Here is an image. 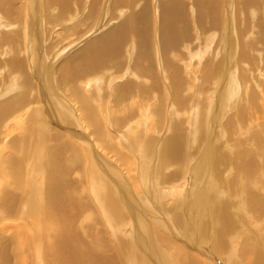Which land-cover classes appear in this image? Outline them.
Returning a JSON list of instances; mask_svg holds the SVG:
<instances>
[{
	"label": "bare ground",
	"instance_id": "1",
	"mask_svg": "<svg viewBox=\"0 0 264 264\" xmlns=\"http://www.w3.org/2000/svg\"><path fill=\"white\" fill-rule=\"evenodd\" d=\"M24 1L25 10L31 11L35 19L28 25H25L26 17L6 8L11 6L10 0L5 6L4 0H0V29H13V22L18 26L2 35L0 32V72H9L6 78H0V264H220L211 252L199 249V241H212L214 247L224 248L234 238L230 234L239 228L254 241L248 252L250 245L246 246L248 243L245 244L243 238L239 248L243 247L245 252L241 248L239 252L252 255V264H264V234L260 233L264 229V125L259 123L264 121V27L259 26H264V20L261 21L264 16L260 13L262 17L257 25H250L248 18L256 15L245 5L248 1H241L243 8L236 6L233 15L230 3L227 8L230 18L222 14L219 22L213 20L216 27L203 29L199 35L190 37L191 42L187 43L193 45L195 40V47L182 40L178 58L169 45L176 46L183 33L177 34L175 25L181 16L180 8L171 7L172 0H157L155 10L159 5L162 9L161 15H157L159 27L155 25V35H148L147 43L145 41L149 57L140 56L141 62H149L153 57L154 67L151 70L139 65L136 69L131 64L127 72L125 64L131 62L129 47L132 43L128 42L124 49L121 45V51L119 47L113 50L118 35L101 30L108 8L103 7L101 18L93 24L91 35H96V29H100L96 35L99 36L88 41L91 36L88 35L83 38L87 41H81L73 51L69 46L74 36L86 33L89 26H85L84 19L77 21L68 14V0H46L44 6L40 3L45 12L43 16L39 2ZM114 1L119 7L124 3V0ZM195 1V9L200 13L212 8L213 2L209 0ZM92 2L89 0L88 5L95 4ZM62 3L67 14L53 10L54 5L62 7ZM133 3L137 7L140 2ZM96 9H88L84 18L91 17ZM58 12L62 17L57 20ZM240 13L245 15L242 24ZM134 16L125 19L124 25ZM153 18L156 20V16ZM43 23L44 28L48 24L54 25L53 28L57 25L61 31L53 43L54 48L51 45L46 48L47 52L43 50L45 44L40 43L43 42ZM19 24L25 25V31H21ZM219 26L220 31L223 28V36L216 45L219 49L211 48ZM134 27L138 28L133 26L132 29ZM50 29L48 27V32ZM71 33H74L73 38ZM103 33H106L104 37ZM150 37L155 40L152 46ZM63 43L67 47L64 48ZM13 46L18 51L9 58V48ZM56 46L63 49L58 52ZM55 50L57 52H53ZM110 53H115L114 57ZM48 54L51 59L57 57L56 62L54 59L48 62ZM108 55L110 60H106ZM217 57L218 67L213 68L208 77L197 79L195 85L184 67L186 58L187 62L195 60L193 66L205 58L200 67L203 73L204 69L212 68L211 64L216 66ZM172 62H179L182 67L171 65ZM105 68L110 70L104 71ZM169 69H172L171 75L167 78ZM13 72L19 73L13 75ZM151 72L153 78H150ZM153 85L159 90L156 105L152 107L145 99L137 103L140 91L146 94ZM108 99H111L110 110L105 106ZM126 111L129 116L123 117ZM124 123L129 124L127 133L141 132L138 141L132 138L135 141L132 155L121 150V140L115 132ZM172 166L183 173V180L173 182V178L164 176L165 170ZM230 171H233L232 178L227 175ZM132 172L144 181L149 178L145 187L158 192L160 198L163 196L161 187L169 184L170 199L160 201L169 200L173 222L183 229L181 236L164 210L162 212L148 197L149 189L138 195L141 203L131 193L129 187L136 188ZM186 172H189L187 176ZM191 173L200 191H191L190 195L185 194L181 186L192 177ZM208 177L209 183L204 187ZM212 179L216 182L210 187ZM177 185L179 191L175 192ZM189 195L191 199L187 198ZM193 210L195 215L190 216L188 212ZM146 216L151 221L148 225ZM256 220L259 221L258 231L249 229L251 222L256 226ZM152 224H155L153 233L149 227ZM156 229L161 235H167L155 238ZM193 229L202 230L201 239L195 240L196 250L190 249L183 240L189 243L196 238L192 235ZM125 230L128 233L124 234ZM173 240L182 242L199 257ZM179 251L184 255L179 256ZM235 259L239 262V258Z\"/></svg>",
	"mask_w": 264,
	"mask_h": 264
},
{
	"label": "rangeland",
	"instance_id": "2",
	"mask_svg": "<svg viewBox=\"0 0 264 264\" xmlns=\"http://www.w3.org/2000/svg\"><path fill=\"white\" fill-rule=\"evenodd\" d=\"M12 1V2H11ZM37 2H39V4L41 3L43 6H44V4H45V1L46 0H36ZM88 1L89 0H68V2H69V12H68V14L69 15H71V16H73V18L74 19H76L77 21H79V20H83L84 19V23L86 24L85 26H89V29H88V31L86 30V33L85 32H83V33H81L80 34V36L78 37V35L76 36H74V33H71L72 34V38H73V36H74V38H73V43L69 46L70 48H71V50L72 49H74L73 51H75L76 49H77V47H79L80 45H81V41H82V43L83 42H86L87 40L89 41V40H95L98 36H96L97 35V33L99 32V30L100 29H96V30H98L97 32H96V35L95 34H93V35H91L92 34V32H94L93 30H92V28H93V24L95 23V20H97V19H99V18H101V12H103V7H104V9L105 8H108V13H105V16L103 17V20H104V26L101 28V30L102 29H104L103 30V32L105 31H107V32H110V33H115L116 35L115 36H117L118 35V39L120 38L121 40H119L120 41V43H119V41H118V39L115 37V45L117 46V49H114L116 46L113 44V50H118V47H119V50L118 51H121L122 50V47H121V45L123 46V49H124V46H126V44L129 42V44H131L132 43V45H133V47H132V45L130 46V47H132L133 48V50H132V48H130L129 47V51H132V52H130V55H131V62H129V63H127L128 64V66H127V64H125L126 65V69H127V72L130 70L129 68L131 67V64H134L135 65V67H136V69L139 67V65H141L144 69H153L152 67H154V62H152V61H154V59H153V57H152V60L151 61H143V62H141V57H143V58H145L146 57V55L148 56V49H146L147 47H148V45L147 46H145L146 44H145V41H146V43H147V41H148V35H155V30H156V28H154L155 27V25L157 26L158 25V20H157V15H159V13H160V15H161V11H162V9H161V7H160V5H159V7H156V8H158V9H156L155 10V1H157V0H136V1H138V2H140L139 3V5H137V7L135 6V3H133V2H135V0H124V3L123 4H121L120 5V7H119V5H116L114 2V0H99V2L97 1V3H95V0H92L95 4H93V5H95V6H93L92 4H90V5H88ZM163 1H166V0H163ZM168 1V0H167ZM203 1H205V0H203ZM208 1V0H207ZM210 1V3L211 2H213V3H211V10L210 9H208V8H205L204 9V11L202 10V13H200V11L198 12L196 9H197V7H196V5H195V3H196V1L195 0H172V2L173 3H171V7H173V5L174 6H176V7H174L173 9H178V8H180V12H181V16H180V18H178L177 20H178V22H176L177 24H175L176 25V31H177V34H180L181 32H183L182 33V36H179V39H178V41H177V39L175 40V41H177V45L176 46H173V45H169L173 50H172V52H174V54H176V56L179 58V52H178V47H179V45H180V43H183V41L185 42V43H187V42H191V38L190 37H194L195 35H199V32L200 31H202L203 29L204 30H206V31H208V29L210 28V29H212V28H214V27H216V23L214 22V21H216V22H219L220 21V19H221V16H222V14H224V15H226L228 18H230L229 17V13L227 12L228 10L230 11V9H227L229 6H230V3H231V6L233 7L232 9V13H231V15H233V11H236V6H238V8H243V6H241V1H243V0H232V2H230V0L228 1V0H209ZM208 1V2H209ZM218 1V2H217ZM248 1V3H246L245 5H248V7H249V10L250 11H253L254 13H255V15L256 16H253L252 17V19L249 17L248 18V21H249V24L251 25V23H253V24H255V26L257 25L256 23H258V19L260 18V13L264 16V0H247ZM6 2H7V0H4V6L6 5ZM24 2V3H23ZM92 2V3H93ZM133 4H132V3ZM215 2V3H214ZM238 2V3H237ZM73 3V4H72ZM193 3V4H192ZM199 3V2H198ZM237 3V4H236ZM262 3V4H261ZM10 4H11V6L10 7H6V8H12V9H14L15 10V15L16 14H20V17H24V19H25V17H26V21H25V25H28V24H30L31 23V21L33 20V22H34V17H33V14H32V12L31 11H26L25 10V8L27 9V6H26V4H25V1L24 0H10ZM25 4V5H24ZM40 4V8H41V12H40V14H41V16H43L44 14H45V12H44V10H43V6ZM63 4V3H62ZM192 4V5H191ZM228 4V5H227ZM233 4V5H232ZM74 5V6H73ZM96 5H98V7L99 8H97L96 9ZM130 5V6H129ZM133 5V6H132ZM214 5V6H213ZM24 6H26V7H24ZM60 7V4H58V5H54V12H57V9L58 10H62L63 12H65L66 14H67V11H66V9L67 8H65L64 7V4H63V6L62 7ZM78 8V9H76V7ZM84 6V7H83ZM89 6H90V8H89ZM91 6L93 7V8H91ZM117 6V7H116ZM132 6V7H131ZM139 6V7H138ZM74 7H75V9H74ZM190 7H191V9H190ZM218 7V8H217ZM139 8V9H138ZM152 8V9H151ZM182 8H184L185 10H183ZM195 9V11H197L198 12V14H196L195 15V13H194V9ZM234 8H235V10H234ZM88 9H96V11L93 13V15L91 16V17H89V18H84L85 17V14H86V12L88 11ZM100 9V10H99ZM134 9V10H133ZM175 9V10H176ZM188 9H190V11L188 10ZM253 9V10H252ZM98 10V11H97ZM102 10V11H101ZM151 10V11H150ZM198 10H200V7H198ZM216 10V11H215ZM26 11V12H25ZM193 11V12H192ZM219 11V12H218ZM222 11V12H221ZM261 11V12H260ZM24 12H25V15H24ZM97 12V13H96ZM124 12V13H123ZM137 12H138V14H137ZM154 12V13H153ZM188 12H190L193 16H194V18H192L193 16L190 14V13H188ZM227 12V13H226ZM59 13V12H58ZM58 13H56V15H55V17H56V19L58 20L59 19V17H62V14L61 13H59L61 16H59V14ZM76 13H77V16H75L76 15ZM96 13V14H95ZM115 13V14H114ZM153 13V14H152ZM186 13V14H185ZM194 13V14H193ZM78 14H79V16H78ZM132 14V15H131ZM135 14H137V15H135ZM149 14V15H148ZM156 14V15H155ZM128 15V16H127ZM136 17H135V16ZM189 15H191L190 17H189ZM240 15V18L241 19H239L240 20V24H242L243 22H245V15H242V13H240L239 14ZM117 16V17H116ZM129 16H134V17H131V19H130V23L128 24V22L124 25V23L125 22H123L125 19H127ZM150 16V17H149ZM156 16V20H155V18H153V17H155ZM217 16V17H216ZM244 16V17H243ZM13 16H11L10 17V19L12 18ZM118 17H120V18H118ZM149 17V18H148ZM262 17V16H261ZM28 18H29V20H28ZM31 18V19H30ZM73 18L71 19V20H73ZM153 18V19H152ZM184 18V19H183ZM213 18H215V19H213ZM47 19H49V16L47 17ZM181 19V20H180ZM217 19V20H216ZM231 19H232V17H231ZM154 20V21H153ZM214 20V21H213ZM263 20H264V17L263 18H261V21H262V23H263ZM8 21V23H10L11 24V21L9 22V20H7ZM48 21V20H47ZM46 20H43V22H47ZM153 22H154V26H153ZM191 22V24H189ZM237 22V21H236ZM48 23V22H47ZM133 23H134V25H133ZM187 23V24H186ZM123 24V25H122ZM12 26H14V28L13 29H11V30H7V29H0V32H2L1 33V35L4 33V32H7V31H13V30H16L17 28H18V26H17V24L16 23H12L11 24ZM25 25L23 24V26L22 25H20L19 24V26H20V28H21V31L23 32V31H25L24 30V27H25ZM49 25V26H48ZM48 25H46V28H44L45 26H44V23L42 24V30H41V33H42V38H41V41H43V42H40L41 44H42V46H43V44H45L43 47H45V49H43L44 50V52L47 50V49H49L50 47H51V45H52V47L51 48H54V45H53V43H54V41L56 40V37H57V34H58V32H61L59 29H58V27H60V26H57L56 24V27L55 28H53V26L54 25H51V24H48ZM121 25V26H120ZM123 26H125V28H123ZM129 26V27H128ZM133 26H136V27H138V28H136L135 29V27L132 29V27ZM259 26L260 27H264L263 26V24L262 25H260L259 24ZM48 27H50L51 29H50V31L48 32ZM110 27V28H109ZM153 27V28H152ZM157 27H159V26H157ZM96 28V27H95ZM130 28H131V30H130ZM189 28V30H190V32L189 33H187V29ZM218 28V29H217ZM216 29L218 30V32H216V40H214L213 41V43L211 44V48H217V49H219V47L218 46H216L217 45V42H218V39L221 37V36H223V31H222V29L223 28H221V31H220V26L219 27H217ZM106 29V30H105ZM122 29V30H121ZM129 29V30H128ZM27 30V29H26ZM85 30V29H84ZM136 32H135V31ZM34 31V30H33ZM112 31V32H111ZM117 31V32H116ZM120 31V32H119ZM145 31H147V32H145V35L144 36H146L147 35V37H145L144 38V36L143 37H141V35L140 34H142L143 35V33ZM181 31V32H180ZM212 31H214V30H212ZM216 31V30H215ZM48 32V33H47ZM78 32H82V31H76V33H78ZM122 32V33H121ZM139 32H141V33H139ZM262 32V31H261ZM32 33H35V31L34 32H32ZM124 33V34H123ZM185 33V34H184ZM219 33H221V35L219 34ZM24 34H25V32H24ZM104 34V33H103ZM122 34V35H121ZM127 35V37H126V35ZM184 34V35H183ZM219 34V35H218ZM47 35V36H46ZM56 35V36H55ZM88 35H91V36H88ZM106 35V33L103 35V37ZM125 37H124V36ZM136 35L138 36V38H136ZM26 36V35H25ZM87 36H88V39L87 40H84L83 41V38H87ZM119 36H123L122 38L121 37H119ZM30 37H32L31 35H30ZM54 37V38H53ZM135 37V38H134ZM81 38V39H80ZM125 38L126 39H128V40H126V42H125ZM151 38L152 37H150V46H152V44L153 43H155V40L153 39L154 38V36H153V41L151 42ZM35 39V38H34ZM54 39V40H53ZM138 41H137V40ZM157 39V38H156ZM186 39V40H185ZM224 39H225V37H224ZM124 42H123V41ZM130 40V41H129ZM141 40H143V41H141ZM183 40V41H182ZM188 40V41H187ZM45 41V42H44ZM58 41V40H57ZM75 41H76V43H75ZM122 41V42H121ZM132 41H134V42H132ZM137 41V42H136ZM118 42V43H117ZM51 43V44H50ZM57 43L58 42H55V44L57 45ZM79 43H80V45H79ZM141 43V44H140ZM156 43H157V41H156ZM161 43H162V45H163V40H161ZM197 44V42L194 40V42H193V45L191 44V43H187V44H189L190 45V47L192 46V47H195L194 46V44ZM65 44V45H64ZM118 44V45H117ZM137 45V46H136ZM157 45H158V43H157ZM214 45H215V47H214ZM60 46V45H59ZM62 46H64V48L65 47H67V45H66V43H63L62 44ZM76 46V47H75ZM213 46V47H212ZM42 47V48H43ZM135 47H136V49H135ZM15 48V46H13V48L11 49V48H9V58L11 57V56H15L14 54L18 51L17 49L15 50L14 49ZM47 48V49H46ZM121 48V49H120ZM127 48V47H126ZM143 48H145V49H143ZM154 48H155V45H154ZM56 49L58 50V52H60L62 49L59 47V48H57V46H56ZM14 50H15V52H14ZM57 50H55V51H53V52H57ZM68 50H70V49H67V51ZM136 50V51H135ZM145 50L147 51V52H145ZM35 52H36V50H34ZM134 51V52H133ZM183 51H185V50H183ZM47 52V51H46ZM52 52V53H53ZM66 52V51H65ZM64 52V53H65ZM133 53V54H132ZM147 53V54H146ZM182 53H184V52H182ZM111 54H113V56L111 55ZM114 54L115 53H110V55H111V57H114ZM50 54H48V57L47 58H49L47 61L48 62H52V61H50V60H53L54 62H56L55 61V59L57 58L56 56V58H52L51 59V55L49 56ZM110 55H108V57L106 58V60L108 59V60H110ZM155 55V54H154ZM60 56V55H59ZM141 56V57H140ZM168 56L170 57V54H168ZM149 57V56H148ZM1 58H3V57H1ZM235 58L237 59L238 58V56H235ZM113 59H115V58H113ZM187 59L188 58H186V64L185 65H187V66H185L184 65V67L186 68L187 67V69H186V72L187 73H189V74H191L192 75V78H191V80H192V82H195V85L198 83V80L197 79H199V78H203V77H208L209 76V72L211 71L212 72V70H213V68H216V67H218V63L216 62V61H219V57H217L216 58V60H215V64H216V66L215 65H212L211 64V69L209 70V71H206L205 69H204V71H203V73H202V68H200L201 67V63L202 62H204V60H205V58H202V60L199 62V64L198 65H196V63H195V66H193V64H194V62H195V60H193V62L192 61H189V62H187ZM234 59V58H233ZM137 62H136V61ZM138 60H140V61H138ZM185 60V59H184ZM209 60V58H207V61ZM133 61V62H132ZM109 64H110V62H108ZM188 63V64H187ZM46 64H48V63H46ZM138 64V65H137ZM164 64H165V62L162 60L161 61V66H162V68H164ZM171 65H174V64H179L181 67H182V65H181V63H179V62H172V63H170ZM183 64V63H182ZM190 64V65H189ZM35 65H37L36 64V62H35ZM146 65V66H145ZM121 66H123L122 64H121ZM157 66H158V64H157ZM196 66H197V68H196ZM259 67H261V66H259ZM107 68V67H106ZM104 69V71H107V70H110V69ZM191 69V70H190ZM172 69H169L168 71H167V74H166V77L167 78H170V75H171V71ZM200 70H201V72H200ZM197 71V72H196ZM3 72V73H2ZM155 72L156 73H158L157 72V70H155ZM194 72H196V74L194 73ZM0 73H2V75H1V77L0 78H4V76H5V78L7 77V73H9V72H6L5 70H3V71H1ZM16 73H19V72H13V75H15ZM115 73H116V71H115ZM200 73V74H199ZM207 73V74H206ZM101 74V72H100V69L98 70V75H100ZM113 74V73H112ZM169 74V75H168ZM211 74V73H210ZM168 75V76H167ZM194 76H196L195 78H193ZM198 76V77H197ZM153 78V74H152V72H151V75H150V78ZM34 78H36V77H34ZM54 78H56V77H54ZM127 78V74H126V77H124V80ZM194 80V81H193ZM149 82H151V83H153V81L150 79L149 80ZM154 82H155V80H154ZM121 83H123V80H122V82ZM154 84V83H153ZM208 84H210V82H208ZM207 84V85H208ZM156 85H157V83H156ZM156 85H153V88H151L150 89V91L148 92V93H142L141 91H140V93H139V91H137V94L139 93V95H138V97H137V103H139V102H141L142 101V99H145L146 101H150V105L153 107L154 105H156V103H157V98H156V96L159 94V90H158V87L156 86ZM204 86H206V85H204ZM203 86V87H204ZM166 87H167V85H166ZM208 87V86H207ZM214 90H215V88H214ZM97 92V91H96ZM166 92H168V91H166ZM52 98H54L53 96H52ZM102 98H103V96H102ZM111 100V99H110ZM110 100L108 99V102L106 101V103H105V106L106 105H108V103L110 102ZM67 101H69V99H67ZM168 102H169V100H168ZM169 104H170V102H169ZM107 108L110 110V105H108L107 106ZM170 109V107H168V109H167V114H168V110ZM125 114L127 115V116H129V112L128 111H126L125 113H124V115H123V117H125ZM167 114H166V117H168L167 116ZM232 114V113H231ZM231 114H229V115H231ZM127 116H126V118H127ZM229 117V116H228ZM133 120H135V119H133ZM130 121H132V120H129V122ZM128 122V123H129ZM263 122L264 121H259V123L261 124V125H264L263 124ZM128 123H124L123 124V126H122V128H119V129H115V132L117 133V134H119V139L121 140V142H120V146H121V150H124V152H127V153H129V154H131L132 155V152H134L135 150H134V148H135V141H138L139 140V136L141 135V132H140V130H137L136 131V133L134 132L133 134H130V133H127V129L126 128H129V126H126V125H129ZM222 123H223V120H222ZM130 126H133V125H130ZM75 128V127H74ZM112 128V127H111ZM122 129V130H121ZM126 129V130H125ZM75 130H77V132H79V133H82V131H79L80 129L79 128H75ZM117 130V131H116ZM119 131V132H118ZM138 132V133H137ZM159 133H161V132H159ZM84 134V133H83ZM126 134V135H125ZM125 135V136H124ZM136 135V136H135ZM139 135V136H138ZM165 135V134H164ZM85 136H87V135H85ZM131 136V137H130ZM159 136H161V135H159ZM135 138L136 137V140L133 142L132 141V138ZM125 139H126V141H125ZM127 145H130V146H127ZM141 143H143V141L141 142ZM141 143H139V144H141ZM133 144V145H132ZM127 147V148H126ZM130 147V148H129ZM127 149H130V150H127ZM126 150V151H125ZM132 151V152H131ZM129 154H125V156L126 157H130L129 156ZM199 155V153H197V155L196 156H198ZM142 157V156H141ZM143 158V157H142ZM114 162H116V160L114 159ZM117 163V162H116ZM149 167H150V164H149ZM173 167H175V166H172V167H170V168H167V170H165V172H164V176L165 175H167V176H169V178L171 177V179L173 178V180H171V181H173V182H176V181H178V180H180V179H182V176H183V173L182 172H177L176 170V168H173ZM191 169V168H190ZM190 169H189V172H190ZM173 170V171H172ZM172 171V172H171ZM136 172V171H135ZM133 173L132 172V174L135 176V179H136V182H138V183H140V184H138L137 185V183L135 182V185H136V188H137V186H138V188H137V190L135 191V189L136 188H134V187H131L130 185V187H129V189H131L130 191H131V193L136 197V199H138V202L139 203H141L140 202V199L138 198V195H142L144 192H146V190H148V192H150L149 193V198L151 199V201H153L156 205H157V207L159 208V209H161V211L163 212V210H164V214L168 217V219H169V221L173 224V226L174 227H176V231L180 234V236H181V233H180V231H182L181 230V228L179 229V228H177V226H180L179 224H175V221L173 222V217H172V214H170V213H173L172 212V208H171V205L169 206V204H170V202H169V200H167V202L165 201L164 203L163 202H161L162 200H166V199H170L169 198V194L172 192L170 189V187L169 186H167V185H169V184H164L162 187H161V191L163 192V196H161V198L159 197V193L158 192H154V190H151V187L150 188H147V187H145V184L144 183H146L148 180H150L149 178H147V180L146 181H144V178H142V177H140V178H138V176H137V173ZM170 172V173H169ZM189 172H186L187 174H185L186 176L189 174ZM167 173V174H166ZM174 176H173V175ZM227 175H231V177L230 178H232L233 177V171H230ZM226 175V176H227ZM190 176H192V177H189V178H187L188 180H187V182L186 183H184V181H183V184L182 185H184V186H181V188L183 189V191H185L184 193L186 194H190L191 195V191H194V192H196V191H200L199 190V183L197 182V181H195L194 180V174H190ZM175 177V178H174ZM185 178V179H186ZM138 179V180H137ZM143 179V181H141ZM176 180V181H175ZM183 180V179H182ZM238 181H239V179H237ZM125 181L127 182V184H129V182L125 179ZM216 182V180H211L210 181V187L214 184ZM208 183H209V177L207 178V180L205 181V183H204V187L206 186V185H208ZM140 186V187H139ZM148 186V185H147ZM184 187V188H183ZM133 188V189H132ZM179 185H177V188L175 189V192H177V191H179ZM189 188V189H188ZM153 189H155V188H153ZM171 191V192H170ZM140 192V193H139ZM152 192V193H151ZM165 192H167V193H165ZM156 193V194H155ZM167 195V196H165V195ZM188 196L187 198H189V199H191V196ZM157 196H158V198H157ZM134 197V198H135ZM148 197H147V199H148ZM154 197L157 199V200H159V203H156L157 202V200H155L154 201ZM184 198V197H183ZM161 200V201H160ZM161 203V204H160ZM166 203H167V205H166ZM161 205V206H160ZM164 206V207H163ZM151 206L149 205V208H150ZM166 207V208H165ZM170 207V208H169ZM35 208V206L32 208V209H34ZM152 208V207H151ZM163 208V209H162ZM192 212H194V210L193 211H191V213L190 212H188V214H190V216L193 214V215H195L194 213H192ZM167 213V214H166ZM172 218H171V217ZM149 216H146L145 217V221L147 222V225L148 224H150L151 223V221H148L149 219ZM190 219H191V217H190ZM132 222V220H130L129 221V225H130V223ZM256 222V226L254 225V223H252L251 222V224H249V229H251V227H252V229L255 231H258L257 229H258V227H259V225H257L258 223H259V221H255ZM177 223V222H176ZM128 224H127V226H129ZM153 225H155V224H152V225H149V227H150V230H151V233H153V231H152V226ZM255 226V227H254ZM124 232V231H123ZM195 232H196V234H195ZM235 233L232 235V234H230V236L231 237H234V238H232L231 240H230V242L227 244V248H228V250H225V249H227L226 247H224V248H222V247H218L217 245H216V247H214V244L215 243H213L212 241H208L207 243H202V241L200 240L199 242H200V248L199 249H201V251H202V249H204L203 250V252H206V253H210V254H212V255H214V257H216V259L218 260V262L220 261V264H248V263H250V264H252V261H251V259H252V255H244L243 253L245 252V250H244V252H243V247H240L241 248V250H242V252H239V251H241L240 250V248H239V246H241V244H243L241 241H242V239L244 238L245 239V244L246 243H248L246 246H248V245H250V246H248L247 248H248V252H249V249H252V247H253V244H254V241L251 239V238H248V237H246V236H244V235H246L245 233H244V230H242L241 228H239L238 229V231L237 230H235L234 231ZM126 233H128V231L126 232V230H125V232H124V234H126ZM193 234V236H195L196 235V238H192V242H189V243H187L186 242V240L185 239H183L184 241H185V243L187 244V245H190L189 247H190V249H195V247H196V249H198V247L195 245V247H194V244H195V240L197 239V238H199V239H201V236H202V230L200 231V230H197V229H193V232H192ZM260 233L261 234H264V229H261L260 230ZM165 233H162V235L163 236H166V235H164ZM238 234V235H237ZM240 234V235H239ZM161 234H160V231H158L157 229L155 230V238H158L159 236H162ZM236 235H237V237H236ZM241 236V237H240ZM246 237V238H245ZM237 238V239H236ZM249 240H248V239ZM243 239V240H244ZM234 240V241H233ZM173 241H176V240H173ZM179 245H181L182 247H185L186 248V246H183L184 244L182 243V242H178V241H176ZM232 242V243H231ZM241 242V243H240ZM210 243H212V245L210 244ZM192 244V245H191ZM204 246H203V245ZM206 244V245H205ZM206 246V247H205ZM243 246V245H242ZM245 246V247H246ZM170 247V246H169ZM192 247H194V248H192ZM232 247V248H231ZM244 247V249H247V248H245ZM213 248L214 249H217V250H213ZM160 249V248H159ZM187 249V248H186ZM190 249H187V250H189V251H191V253H193V255H197V254H195V252L193 251V250H190ZM195 249V250H196ZM212 249V250H211ZM232 249V250H231ZM239 249V250H238ZM207 250V251H206ZM209 250V251H208ZM230 250H231V252H230ZM220 251V252H219ZM224 251V252H223ZM237 251V252H236ZM214 252V253H213ZM217 252V253H216ZM222 252V253H221ZM240 254H239V253ZM21 253H23V251L21 252ZM179 254V256H180V254H182V255H184V253H182V252H178ZM236 253H238V257H236L237 255H236ZM222 254H224V255H222ZM231 254V255H230ZM216 255V256H215ZM234 255V256H233ZM241 255H242V258H241ZM244 255V256H243ZM222 256V257H221ZM245 256H246V258H245ZM252 256V257H251ZM197 257H199L198 255H197ZM244 257V258H243ZM235 258H239V262H237L236 263V259ZM241 258V259H240ZM250 258V259H249ZM225 259V260H224ZM232 261H233V263H232ZM235 261V262H234ZM249 261V262H248Z\"/></svg>",
	"mask_w": 264,
	"mask_h": 264
}]
</instances>
